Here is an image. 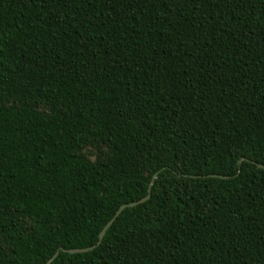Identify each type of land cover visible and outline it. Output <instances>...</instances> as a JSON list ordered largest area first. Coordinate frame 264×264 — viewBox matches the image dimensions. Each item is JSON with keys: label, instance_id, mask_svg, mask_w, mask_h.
<instances>
[{"label": "trees", "instance_id": "trees-1", "mask_svg": "<svg viewBox=\"0 0 264 264\" xmlns=\"http://www.w3.org/2000/svg\"><path fill=\"white\" fill-rule=\"evenodd\" d=\"M256 164L264 0H0V264H264Z\"/></svg>", "mask_w": 264, "mask_h": 264}, {"label": "water", "instance_id": "water-1", "mask_svg": "<svg viewBox=\"0 0 264 264\" xmlns=\"http://www.w3.org/2000/svg\"><path fill=\"white\" fill-rule=\"evenodd\" d=\"M256 166L258 168L264 170V165L256 164ZM208 177L221 178V179L225 178L224 176H219V175H208ZM148 198H149V194H147L144 198L140 199L137 202H131V203L123 204V205L119 206V208L116 210V212L113 215V217L105 224V226L101 230V232L99 234V237H98V241L96 242L95 245H92V246L87 247V248H82V249L79 248V249H69V250H62V251L70 253V254H74V253H85V252H88V251L92 250L93 248H95L96 246H98L100 244V242H101V240H102V238H103V236L105 234L106 229L113 223V221L117 218V216L121 213L122 210H124L127 207H134V206H136L138 204H141V203L145 202ZM57 255H58V252L54 253L53 256L51 258H49L45 264H50Z\"/></svg>", "mask_w": 264, "mask_h": 264}]
</instances>
